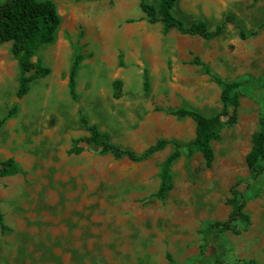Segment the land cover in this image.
<instances>
[{
	"label": "rangeland",
	"instance_id": "374dc122",
	"mask_svg": "<svg viewBox=\"0 0 264 264\" xmlns=\"http://www.w3.org/2000/svg\"><path fill=\"white\" fill-rule=\"evenodd\" d=\"M53 1L61 17L55 40L32 58L50 73L33 80L20 99L11 43L0 45V117L18 105L0 129V161L12 157L21 168L0 177V212L10 227L0 231V264H169L166 253L188 264L199 253L202 226L227 217L225 200L236 182L250 224L240 234L219 235L216 244L227 264H264V173L252 184L245 163L264 112V28L240 39L228 24L206 40L175 29L163 33L159 22H147L139 0ZM173 13L185 24L204 20L210 28L232 14L250 32L264 21V0H177ZM76 54L83 58L73 100L67 77ZM194 55L223 81H247L236 122L224 124L211 142V167L198 151L187 156L182 148L171 165V190L147 199L158 188L170 145L143 161L86 147L67 152L74 139L88 135L81 112L113 143L138 153L159 138L192 140L194 121L166 110L211 116L221 109L220 86L190 63ZM115 79L122 81L117 99Z\"/></svg>",
	"mask_w": 264,
	"mask_h": 264
},
{
	"label": "trees",
	"instance_id": "16d2710c",
	"mask_svg": "<svg viewBox=\"0 0 264 264\" xmlns=\"http://www.w3.org/2000/svg\"><path fill=\"white\" fill-rule=\"evenodd\" d=\"M176 2L177 0H158L154 4L147 0H139L138 6L147 22H159L161 24L163 33L175 29L181 34L209 40L221 35L228 24H233L237 28L239 38L247 39L255 35L259 29L264 28L263 21L255 30L247 32L232 14H227L213 28H210L204 20H196L190 24H185L182 19L173 13ZM60 23L61 17L53 0H3L0 2V45L7 42L11 43V53L19 70L18 85L15 92L18 99L28 93L30 83L33 80L45 77L50 73V68L45 66L40 59L33 61L32 58L40 46L54 42ZM82 58L81 54H76L68 71L67 88L73 100H77L78 97L76 78ZM190 63L201 66L204 73L220 86L221 101V109L211 116H205L193 108L166 110L167 113L177 118L189 117L194 121L195 134L192 140L181 143L172 138H159L155 143L138 153L113 143L106 131L100 130L96 123L90 122L80 111V120L88 131V135L74 139L67 152L69 154H79L86 147L102 154L110 153L115 159L125 157L131 161H143L170 145L172 150L162 161L159 168L158 188L147 199L152 197L163 199L171 190L173 186L171 165L180 156L182 148L185 149L187 156H190L193 151H198L204 160L205 166L207 168L211 167L214 160L211 142L219 138L220 129L224 124L236 122L240 89L247 84V81H223L198 55H194ZM143 75V86L148 91L149 77L146 70ZM112 86V95L117 99L121 95L122 81L115 79ZM17 110L18 105L14 103L6 114L0 117V129ZM263 162L264 112L259 117L257 129L251 135L250 147L245 155V163L250 171L249 177L252 184L256 183L264 173ZM19 172H21V168L12 157L0 161V177L13 176ZM238 186L239 183L236 182L230 187L229 196L225 200L230 207L227 217L224 220L208 222L200 229L201 244L199 253L188 264H227L223 260V247L216 244L218 236L225 232H231L235 235L240 234L250 224L249 216L245 212L247 198ZM9 230L10 227L5 223L4 216L0 212V231L6 232ZM165 257L169 264H180L170 253H166ZM235 264H256V262L253 259H243Z\"/></svg>",
	"mask_w": 264,
	"mask_h": 264
}]
</instances>
